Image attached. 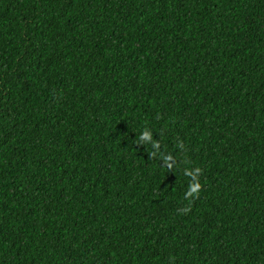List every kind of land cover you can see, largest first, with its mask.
<instances>
[{"label":"trees","instance_id":"trees-1","mask_svg":"<svg viewBox=\"0 0 264 264\" xmlns=\"http://www.w3.org/2000/svg\"><path fill=\"white\" fill-rule=\"evenodd\" d=\"M0 264H264V0H0Z\"/></svg>","mask_w":264,"mask_h":264}]
</instances>
